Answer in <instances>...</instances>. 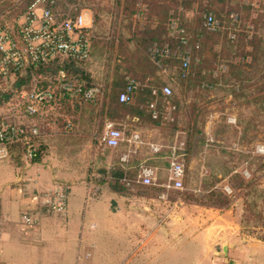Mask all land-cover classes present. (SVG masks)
<instances>
[{
  "label": "crops",
  "instance_id": "obj_1",
  "mask_svg": "<svg viewBox=\"0 0 264 264\" xmlns=\"http://www.w3.org/2000/svg\"><path fill=\"white\" fill-rule=\"evenodd\" d=\"M89 13L86 22L93 28ZM91 50L92 43L90 55ZM78 132L85 141L74 145L73 155L60 151L70 146L56 142L59 132H54L43 133L35 144L36 159L20 153L16 160L8 148V158L0 160V264H264V241L244 234L228 209L170 204L168 192L164 201L157 197L163 190L94 194L86 167L92 157L76 152L82 144L92 147V140ZM147 152L137 163L166 165L164 153ZM55 184L66 194L62 214L47 211L34 198ZM22 213H29L34 224L24 225ZM114 235L121 238L120 249L113 248Z\"/></svg>",
  "mask_w": 264,
  "mask_h": 264
},
{
  "label": "trees",
  "instance_id": "obj_2",
  "mask_svg": "<svg viewBox=\"0 0 264 264\" xmlns=\"http://www.w3.org/2000/svg\"><path fill=\"white\" fill-rule=\"evenodd\" d=\"M251 4L250 0H115V18L109 24L107 22L106 27L100 23L102 7L97 10L96 7L93 8L95 27L92 28V54L103 55L105 45H109L110 50L115 51L120 58L117 66L120 65L123 71L120 73L117 66L113 68L109 74L110 79L108 75L106 83L104 80L100 87L102 95L96 93L92 102H75L74 108L80 104L92 103V125L94 110L99 115L102 109L113 121L131 118L159 124L163 120L166 104L172 107L171 113L175 112L176 101L172 97V89L170 97H156L155 118L146 110V105L153 98L150 92L152 88L160 89L167 85L160 79V75L167 70V80H173L184 93L191 94L192 98L199 92L206 93L204 96L211 95L212 100L229 97L239 106L253 105L252 118L256 120L252 122L240 116L237 124H243L244 131L249 127L257 128V121L264 123V0H257L258 6L255 8ZM206 14H211L216 21L212 30L202 25ZM105 35H110V39L104 42ZM184 56H187L188 61L183 66ZM66 69L71 78L83 81V88L91 84V78L85 73L83 65H71ZM127 79L136 83L135 89L128 101L119 102L117 95ZM99 96L100 99L103 98L99 105L101 107L98 108L95 101ZM5 98L0 92V103ZM63 105L69 104L63 102ZM99 135L95 139L92 137V142L98 141ZM41 137L42 135L32 138L34 149ZM61 138L69 146L78 140L72 136ZM8 148L15 153V159L20 153L24 154V147L19 143L11 144ZM114 149L110 150L115 151ZM131 158L126 163H121L117 157L116 166L108 172V178L99 182L106 183L109 190L121 194L125 182L132 180L139 164L131 167ZM225 167L228 173L234 169V166ZM130 169L131 179L128 178ZM97 171L104 173L101 167ZM211 172L212 170L209 174ZM230 178L240 180L242 175L240 171H234ZM254 181V177H250L244 183L239 181V184L248 187L249 190L245 193L252 196L250 209L259 216L257 212L261 207L257 198L264 203V187H260L258 182L253 183ZM211 195L216 198L220 196L214 193Z\"/></svg>",
  "mask_w": 264,
  "mask_h": 264
},
{
  "label": "rangeland",
  "instance_id": "obj_3",
  "mask_svg": "<svg viewBox=\"0 0 264 264\" xmlns=\"http://www.w3.org/2000/svg\"><path fill=\"white\" fill-rule=\"evenodd\" d=\"M27 1L0 0V28L5 23H9L18 17L24 10ZM250 1L252 7L258 6L257 0ZM81 4L87 8V13L90 12L93 28L95 27L94 18L92 17L93 8L96 7L97 10L98 7H102L100 23H103L102 26L105 27L107 22L109 24L112 20L107 18V12L111 15L116 10L114 8L115 0H87V2H81ZM109 39L110 35H105L104 42ZM104 49L103 55L92 54L91 50L90 60L83 65L85 73L91 78L90 83H93L95 87L103 86L104 80L106 83L105 78L108 77L111 70L117 66V63L120 64V58L115 54V51L110 50L109 45L106 44ZM117 69L122 73L123 70L120 65L117 66ZM167 73V70L164 71L160 75V79L170 87V90L172 89V97L176 101L174 113L165 108L162 115L163 120L159 124L136 121L131 118L111 121L124 132L125 136H128L132 131H137L143 140H152L164 145L174 141L183 143L184 155L181 157L183 162L182 186L179 190H165L170 197V204L177 206L195 204L213 208L217 211L228 209L232 212V216H236L238 219L239 226L244 234L264 241V203H261V200L257 198L258 205L261 207L258 208V211L261 213L257 212L259 216L256 215L249 206L252 202V196L245 193L249 190L248 187L239 184V181L244 183L246 179L254 177L255 181L253 183L258 182L260 187H264V123L257 121V124H259L257 128L251 129L249 127L245 131L242 130L243 124H237L238 117L244 116L246 119L255 121L256 119L252 118L253 105L242 107L233 103L229 97L212 100L211 95L204 96L206 93L199 94V92H196L194 94L195 98H192L191 94L184 93V90L178 87L173 80H167ZM108 78L110 79V75ZM102 98L100 99L99 96L95 101L96 107H101L99 105L102 103ZM5 101L6 98L3 102ZM191 107H193V110ZM93 115L95 118L92 125V103L88 105L86 103L80 104L75 108L74 106L62 105L61 108L54 111V114L38 119L37 124L42 135L43 133L59 132L57 139H54L56 142H65L61 140L63 136L77 137L75 133L79 129L80 132L78 133L85 136L83 139L89 138L92 140V137L95 139L101 133L104 121L110 120L104 114L103 109L99 115H97V110H94ZM171 115H173V118ZM65 119L70 120L72 124L69 131L63 129ZM86 128L90 130L87 131ZM189 129L190 131H188ZM80 141L84 142L85 140L78 139L73 144L77 145ZM91 143L92 147H84L85 145L82 144L76 152L84 157H92V164H87L86 167L92 171L90 182L92 191L96 194L104 189L109 190L107 184L100 183L99 180L108 178V172L116 166L117 157L125 147L120 146L113 151L104 149L99 144V140ZM74 145L70 146V155H73L75 149H77L74 148ZM67 148H62L60 151H68ZM144 153H148L144 147L134 148V152L130 156L132 157L130 166L133 167L137 164L139 157ZM47 162H51L57 167H64V163H60L56 159H49ZM157 164L155 166H157V175L159 182H161L165 179L166 165H163L160 161ZM225 165L234 166V169L228 173ZM100 167L104 169V173H98L97 169ZM210 170H212L211 174H209ZM128 171L130 173L128 178L131 179V169ZM234 171H240L242 179L230 178ZM57 183L64 184L60 180ZM128 189H144L148 190L147 193L153 194L163 190L154 186H137L132 181H129L121 191L125 192ZM213 193L220 194V196L216 198L211 195ZM216 199H219V201L217 202ZM161 201H164V199ZM120 243V236L114 235L113 248L120 249ZM133 264H136V262L134 261Z\"/></svg>",
  "mask_w": 264,
  "mask_h": 264
},
{
  "label": "built area",
  "instance_id": "obj_4",
  "mask_svg": "<svg viewBox=\"0 0 264 264\" xmlns=\"http://www.w3.org/2000/svg\"><path fill=\"white\" fill-rule=\"evenodd\" d=\"M86 10L81 0H31L18 17L0 28V92L6 96V101L0 104V160L8 158V146L14 143L24 147L23 155L30 158L34 149L32 138L42 135L38 119L54 114L63 102L72 107L75 102H92L96 93H102L101 86L90 84L83 88V81L71 78L66 69L71 65H84L89 60L93 34L90 20L86 22ZM202 25L212 30L216 21L211 14H206ZM187 61L184 56L182 65ZM135 86L133 80L127 79L117 95L118 101H128ZM150 92L153 98L146 108L155 118L156 97L169 96L170 88L163 85ZM165 108L169 111L172 107L166 104ZM71 126L70 120L65 119L64 131H69ZM98 140L103 148L124 145L125 149L118 156L121 163H126L139 146L153 155L164 153L163 181H158L157 166L145 162L138 164L131 181L141 187L162 188L163 192L157 196L161 200L165 199V190L181 188V157L184 155L181 141L164 145L141 139L137 131L125 136L111 120L104 121ZM34 198L49 212L62 214L65 211L66 194L60 185L55 184ZM20 220L24 225L34 224L29 213L20 214ZM1 234L0 219V237Z\"/></svg>",
  "mask_w": 264,
  "mask_h": 264
},
{
  "label": "water",
  "instance_id": "obj_5",
  "mask_svg": "<svg viewBox=\"0 0 264 264\" xmlns=\"http://www.w3.org/2000/svg\"><path fill=\"white\" fill-rule=\"evenodd\" d=\"M38 157V153L36 151H33L32 155L30 158L36 159Z\"/></svg>",
  "mask_w": 264,
  "mask_h": 264
}]
</instances>
